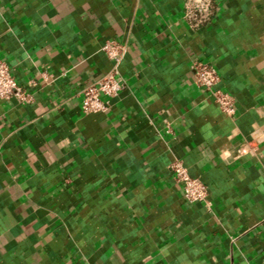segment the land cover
<instances>
[{
    "label": "crops",
    "instance_id": "obj_1",
    "mask_svg": "<svg viewBox=\"0 0 264 264\" xmlns=\"http://www.w3.org/2000/svg\"><path fill=\"white\" fill-rule=\"evenodd\" d=\"M218 1L194 30L184 0H0V59L33 97L0 99V264H264V0ZM110 39L126 87L86 114ZM174 162L208 203L185 199Z\"/></svg>",
    "mask_w": 264,
    "mask_h": 264
},
{
    "label": "built area",
    "instance_id": "obj_2",
    "mask_svg": "<svg viewBox=\"0 0 264 264\" xmlns=\"http://www.w3.org/2000/svg\"><path fill=\"white\" fill-rule=\"evenodd\" d=\"M219 10L218 0H184L183 18L191 29H201L213 23ZM102 50L110 60L111 68L95 83L82 88L81 107L86 114L106 112L111 99L126 87V81L121 74V65L127 52L126 44L110 39L103 44ZM190 70L195 83L206 90L224 112L230 116L234 115L235 99L232 94L218 87L221 77L215 66L195 60ZM0 99L16 101L18 104H29L33 100L31 93L18 83L10 65L3 59H0ZM167 131L170 132V129L167 128ZM171 169L182 186L186 200L208 203V187L200 178L191 176L180 162H174Z\"/></svg>",
    "mask_w": 264,
    "mask_h": 264
}]
</instances>
